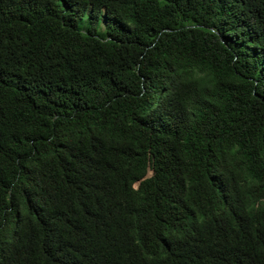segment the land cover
Instances as JSON below:
<instances>
[{
  "label": "trees",
  "instance_id": "1",
  "mask_svg": "<svg viewBox=\"0 0 264 264\" xmlns=\"http://www.w3.org/2000/svg\"><path fill=\"white\" fill-rule=\"evenodd\" d=\"M0 264H264V0H0Z\"/></svg>",
  "mask_w": 264,
  "mask_h": 264
}]
</instances>
